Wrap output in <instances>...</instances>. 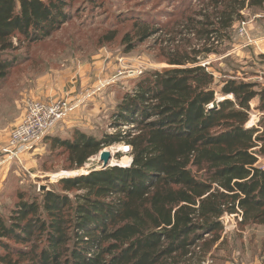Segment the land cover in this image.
Returning a JSON list of instances; mask_svg holds the SVG:
<instances>
[{
  "label": "trees",
  "instance_id": "trees-1",
  "mask_svg": "<svg viewBox=\"0 0 264 264\" xmlns=\"http://www.w3.org/2000/svg\"><path fill=\"white\" fill-rule=\"evenodd\" d=\"M201 7L182 16L186 44L167 52L169 68L150 73L118 105L117 132L97 138L77 129L67 140L44 139L68 153L71 170L123 143L132 163L62 177L59 190L30 201L21 196L9 216L0 213V264H204L222 239L224 216L264 226V131L247 127L251 102L263 103L264 91L232 78L218 92L214 74L199 64L220 54L215 42L245 8L263 9L264 0ZM64 8L62 0H0V83L14 40L48 37L68 20ZM134 27H143L141 42L155 33L139 21ZM196 41L203 48L191 49ZM218 95L225 99L213 108Z\"/></svg>",
  "mask_w": 264,
  "mask_h": 264
},
{
  "label": "rangeland",
  "instance_id": "rangeland-1",
  "mask_svg": "<svg viewBox=\"0 0 264 264\" xmlns=\"http://www.w3.org/2000/svg\"><path fill=\"white\" fill-rule=\"evenodd\" d=\"M62 1L68 20L60 28L41 40L20 44L16 38V49L3 55V60L10 62V73L0 83V149L9 144L11 132L22 122L29 100L80 102L79 108L60 122L49 138L67 140L73 138L77 129L97 138L117 132L114 114L123 98L135 94L139 82L150 73L169 68L167 52L174 54L175 48L186 44V33L179 27L185 11L201 10L203 2L214 0ZM242 15L244 19L234 22L224 31L222 40L215 42L220 54L199 59V64L214 74L218 92L222 82L232 78L257 84L256 90L264 91V7H247ZM137 21L150 25L155 33L141 42L138 39L143 27H134ZM129 40L136 44L132 49ZM203 46L196 41L191 49ZM104 81L108 84L100 90ZM217 98L216 101L225 99L221 95ZM95 100L98 109L91 105ZM250 115L247 127L264 131V102L260 96L251 102ZM131 129L130 124L121 128ZM51 143L43 140L31 152L0 169V213L5 217L21 196L30 201L32 196L44 193L43 187L47 188L45 191L57 188L62 177L101 169L104 150L112 156L111 166L126 168L132 163L130 148L123 143L103 149L82 169L71 170L68 153L52 149ZM259 164L264 166V158ZM228 219V226L223 219L226 229L222 239L204 264H264V226H240L235 216Z\"/></svg>",
  "mask_w": 264,
  "mask_h": 264
},
{
  "label": "built area",
  "instance_id": "built-area-1",
  "mask_svg": "<svg viewBox=\"0 0 264 264\" xmlns=\"http://www.w3.org/2000/svg\"><path fill=\"white\" fill-rule=\"evenodd\" d=\"M107 84L108 81L101 82L100 90L105 88ZM79 106L80 102L73 103V101L67 100L55 102L27 101L26 114L22 122L11 132L9 144L0 149V169L31 152L36 145L43 142L60 122L68 119Z\"/></svg>",
  "mask_w": 264,
  "mask_h": 264
},
{
  "label": "water",
  "instance_id": "water-1",
  "mask_svg": "<svg viewBox=\"0 0 264 264\" xmlns=\"http://www.w3.org/2000/svg\"><path fill=\"white\" fill-rule=\"evenodd\" d=\"M211 107H213V108L218 107V101L214 102ZM111 158H112V156H111L109 151L104 150L101 153V159H102L103 164H104L102 166V169H106L108 167H112L111 165H109V162H110ZM46 189H47L46 187H43V188H41V191L45 192ZM223 219L227 222V226H228V223H229L228 215L224 216Z\"/></svg>",
  "mask_w": 264,
  "mask_h": 264
},
{
  "label": "crops",
  "instance_id": "crops-1",
  "mask_svg": "<svg viewBox=\"0 0 264 264\" xmlns=\"http://www.w3.org/2000/svg\"><path fill=\"white\" fill-rule=\"evenodd\" d=\"M91 105H92V106H95L96 109H98L99 103L97 102V100H95V102L93 101V102L91 103Z\"/></svg>",
  "mask_w": 264,
  "mask_h": 264
}]
</instances>
